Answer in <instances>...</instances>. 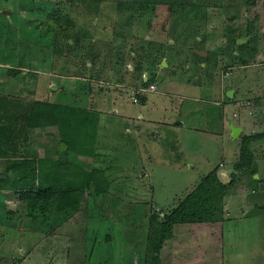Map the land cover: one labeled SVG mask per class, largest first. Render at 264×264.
<instances>
[{"label": "rangeland", "instance_id": "rangeland-1", "mask_svg": "<svg viewBox=\"0 0 264 264\" xmlns=\"http://www.w3.org/2000/svg\"><path fill=\"white\" fill-rule=\"evenodd\" d=\"M46 1L58 4L54 0H0V99L8 104L2 107L24 103V108L21 106L20 112L15 114L16 118L29 115L37 104L35 114L31 115L33 120L21 119V129L18 128L11 137L15 140L20 136V141H26L22 144L24 150L17 153L38 159H54L59 143H67L64 158L86 170L93 166L102 168L108 179V189L98 196L91 189L75 213H53L35 222L24 218L22 204L14 200L12 194L1 192L0 264H143L150 217L162 215L172 208L177 197L187 189L189 173L183 167L176 169L177 172L167 174L171 180H165L166 188H148V178H143L141 157L131 155L138 154L141 148L136 142L131 143L126 130L133 121H137L142 111L139 102L133 104L131 101L129 89L141 82L143 71L156 84L157 66L150 65V58L160 59V54H156L157 41L164 46L166 54L175 57L178 54L174 50L175 42L180 34L192 29L189 21L196 22L197 28L201 23L199 20L207 18L199 12L194 16L183 14L185 7L179 6L178 0L63 1L57 5L58 9L70 16H85L75 21L76 26L85 28L92 39L89 43L81 38L83 43L80 46L70 42L67 54L52 55L55 51H41L34 46L41 40L38 39L41 30L33 27L39 22H30L31 17L37 14L36 8L42 7ZM223 1L214 0L212 4ZM229 1L231 5L235 4V10H215L214 14H209L214 24L206 23L205 26L209 28L206 29V37L217 43L213 63H210L212 66H208L206 77L198 76L195 82L191 80L193 84L183 85L182 91L188 87L193 91H185L184 94L211 100L213 91L220 85L221 68L245 64L238 70L237 66L231 67L229 73L234 81L242 84L241 97H249L247 89L253 82L250 79L258 82L257 79L264 75V59L257 57L258 53L264 54V0H249L250 3L247 0ZM136 5L145 6L146 9H139L141 15L134 10ZM171 8L173 11H169ZM29 15L31 20L27 22ZM174 20L189 22L188 27L175 33ZM247 25L249 38L254 40L251 47L241 52L235 45H230L229 49L238 53L234 56L222 43L223 37L242 36ZM226 28L233 32L223 34ZM74 30L78 29L74 27ZM145 42H152V48L142 46ZM251 50H254L252 54ZM150 54H154L153 57ZM183 56L187 60L193 58L189 53ZM178 62L175 61L176 64ZM15 66L20 67L19 73L8 74V68L16 69ZM68 108H74L70 111L78 109L92 113L84 119L83 114L77 113L85 123L83 129H70L67 125L68 117L77 120L70 117ZM12 114L7 111L4 115L12 120ZM4 115L1 112L0 118ZM258 118L264 122V109ZM2 122L12 124V121ZM10 125H4L3 130L14 128ZM95 131L98 134L96 138H99L98 147L91 146ZM66 145L61 144V148ZM213 146L214 149L206 152L210 153L211 160L208 161L212 163L219 161L220 139L213 140ZM6 160L0 157V170ZM55 171L60 176L66 172L65 168Z\"/></svg>", "mask_w": 264, "mask_h": 264}, {"label": "crops", "instance_id": "crops-1", "mask_svg": "<svg viewBox=\"0 0 264 264\" xmlns=\"http://www.w3.org/2000/svg\"><path fill=\"white\" fill-rule=\"evenodd\" d=\"M191 1L192 4L185 6L183 14L194 16L196 12H200L207 19L199 20L201 23L197 28L196 22L189 21L193 30L189 28L187 33L180 34L181 37L174 44V50L178 53L175 57L168 54L163 57L155 72L156 84L143 71L141 82L132 85L136 89L154 85L156 90L141 97L139 104L142 111L140 110L137 121H133L132 126L126 129L131 136V143L136 142L141 148L138 154L131 155L141 157V168L145 173L143 178H148V188H166L165 180H171L167 174L186 168L189 173L186 178L187 189L177 197V201L214 169H217L220 181L228 183L233 166L239 158L241 138L264 130V122L258 118L264 109V75L257 79L258 82L250 79L253 82L247 89L249 97H241L242 84L234 81L231 73L228 78L223 76L224 72L237 65L224 68L226 71L221 68L220 85L213 91L211 100L184 94L185 91L193 92L189 91V87L181 90L183 85L193 84L191 80L195 82L198 76L206 77L208 66H212L210 63H213L217 43L206 37V29L209 28L205 26L206 23L214 24L209 14L223 8L220 2L213 5L214 0H200V3L197 0ZM225 9L227 12L234 11L235 4L227 3ZM189 22L174 20L172 24L176 26L175 33L187 28ZM197 30L199 32L196 34ZM247 39L242 35V39L236 43L241 45ZM228 41L229 38L224 36L222 43L225 45ZM170 43L173 44L172 41ZM157 44L160 42L157 41ZM227 50L238 56L236 51L229 48ZM253 52L254 50L250 51L251 54ZM184 53H189L193 58L185 59ZM257 57L264 59V54L258 53ZM176 60L180 61L179 64L175 63ZM243 65L245 64L237 66V70L242 69ZM196 83L194 86H197ZM244 100L254 102L255 115L233 118L235 104ZM73 112L83 114V119L90 113L78 109ZM79 117L78 115L77 120L68 117L67 125L70 129L85 127L82 117ZM94 137H98L96 131ZM95 138L91 146L98 147L99 138ZM217 138L222 142V147L217 151L219 161L212 163L208 161L211 160L210 153L206 152H210V148L214 149L213 140ZM253 154L256 174L253 179L239 177L235 187L226 196L221 221L177 225L172 238L161 251V264H264V141L253 145Z\"/></svg>", "mask_w": 264, "mask_h": 264}, {"label": "trees", "instance_id": "trees-1", "mask_svg": "<svg viewBox=\"0 0 264 264\" xmlns=\"http://www.w3.org/2000/svg\"><path fill=\"white\" fill-rule=\"evenodd\" d=\"M54 1L58 4L63 1L66 3L74 2V0ZM187 1L186 4L182 3V0H178L177 3L183 8L188 5V3H192L191 0ZM247 1L250 3L249 0ZM227 3L231 2L229 0H224L221 3L223 11L225 10L224 12H227L225 9ZM58 4H51V2L46 1L42 7L39 6V8H36L37 11L35 12L37 14L34 17L29 15L28 19H26L28 22L31 20V17L32 20L30 22L35 20L39 22L33 27L34 29L39 28V30H41V33H38V39L41 40L37 41L35 44L33 43L34 46L41 51H55L52 55L54 53L60 55H63V53L67 54L68 50L66 49L70 48V42L72 45L79 44L80 46L83 43L81 38H85L89 43L92 39L85 28H78L76 26L77 23L75 21L85 16H70L68 15L69 13L63 14V11L58 9ZM47 6L50 8L47 9ZM136 8L134 10L138 15H141L139 9H143L145 6L136 5ZM171 10L173 11L172 8L169 9V11ZM30 14H34V12ZM198 14L204 15L200 12ZM74 27L78 30H74ZM247 28H249V25H247ZM1 32L2 29L0 33ZM231 32L230 28L224 30V34H230ZM249 32L250 30H247L244 33L245 38L248 37V40L241 45L236 43L237 40L242 39V36L238 35L240 37H229V41L225 44V47L228 49L230 45H235L240 49V52L248 49V47H251L252 41L254 40L249 38V36H251ZM151 44L152 42H145L142 46H151L149 48H152L153 45ZM155 47H157L156 54L158 56L160 54V59L154 60V54H150L153 57L150 58V65H153V67L159 66L163 57L167 55L166 52L163 51L164 46L156 44ZM48 52L46 53L47 57H49ZM132 54L133 51L130 52V55ZM15 67L16 69L12 67L8 68L7 73L10 75L19 73L20 67ZM143 84H145V82ZM7 105L4 99H0V113L2 112L4 115L7 111H11V113H13V118L16 113L20 112L19 109H21V106H23V108L25 106L24 103L19 105L15 103L12 106L9 105L7 108L2 107ZM36 105L35 103L29 115L24 114L22 117L17 116L12 120L10 116L6 115L0 118V133H5L4 135L0 134V157H5L7 159L2 164V170H0V192H10L14 200L22 204L21 212L28 222H35L39 219L48 218L53 213H75L80 210L84 195L91 189H93L94 194L97 196L103 193L105 194L106 189H108V179L102 168L93 166L91 169L86 170L72 164L64 158V156L67 155L68 148V144L65 142L59 143L54 159H38L26 154L17 153L18 151L24 150L22 144L26 141L24 139L20 141V136H17L14 140L11 136L17 133L18 128L21 129V126H19L21 119H24V121L26 119L27 122L33 120L31 119V115L35 114ZM39 111L43 112L41 107H39ZM68 113H70V117H76L77 119V112L72 111ZM1 120L12 121L11 125L14 128L3 130L4 125L10 124L4 123ZM27 124L29 125V123ZM20 133L21 132H19V134ZM10 138H12L11 141ZM263 141L264 130L261 133L243 136L241 138L239 158L233 166V173L228 183H222L218 177L217 169H214L204 176L192 190L179 198L176 204L166 213L162 215L153 214L150 217V228L147 235L146 254L143 264H161V251L167 241L172 238L174 228L177 225L221 221L224 214L226 196L235 187L236 183L239 181V177L247 176L252 178L256 174L253 145L256 142L259 143ZM11 142L12 146L10 147ZM61 144H67V147L64 149L61 148ZM13 150L15 153L11 154ZM10 151L11 153H9ZM3 154H5V156H3ZM59 168H65L66 172L63 176L55 174V170Z\"/></svg>", "mask_w": 264, "mask_h": 264}, {"label": "built area", "instance_id": "built-area-1", "mask_svg": "<svg viewBox=\"0 0 264 264\" xmlns=\"http://www.w3.org/2000/svg\"><path fill=\"white\" fill-rule=\"evenodd\" d=\"M224 78H228L230 76L229 71L224 72ZM128 89L130 87H127ZM131 92V101L133 104H137L140 101V98L148 93H153L156 90L154 85H148L145 88H130ZM128 91V90H127ZM255 112V106L251 100H244L241 102H237L234 106V112L232 113L233 118L239 117H251Z\"/></svg>", "mask_w": 264, "mask_h": 264}]
</instances>
